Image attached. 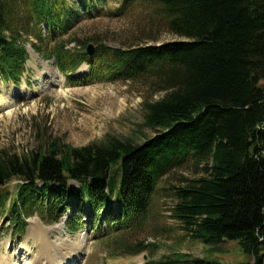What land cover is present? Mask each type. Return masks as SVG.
<instances>
[{"label":"trees","instance_id":"trees-1","mask_svg":"<svg viewBox=\"0 0 264 264\" xmlns=\"http://www.w3.org/2000/svg\"><path fill=\"white\" fill-rule=\"evenodd\" d=\"M103 15L129 19L134 32L118 46L87 39L69 48L64 37L81 16ZM24 36L63 74L86 63L98 80L147 82L163 96L142 104L155 133L143 143L108 135L81 147L54 138L22 154L1 150L0 214L19 230L32 211L47 224L66 217L74 232L87 205L98 227L139 235L162 178L190 164L199 176L173 187L170 218L204 244L238 240L254 258L245 264H264V0H0L4 81L26 70ZM155 247L125 252L146 253L144 264H219L182 252L155 261Z\"/></svg>","mask_w":264,"mask_h":264},{"label":"rangeland","instance_id":"rangeland-1","mask_svg":"<svg viewBox=\"0 0 264 264\" xmlns=\"http://www.w3.org/2000/svg\"><path fill=\"white\" fill-rule=\"evenodd\" d=\"M31 24L29 22L30 28ZM24 25L21 23L20 27L26 29ZM42 30L45 35L49 34L47 29L42 27ZM131 32L134 30L131 29L129 19L110 18L106 15L92 19L81 16L75 26L68 30L64 40L71 42L69 48L82 46V42L87 39L118 46L123 39L130 37ZM23 40L28 51L23 78L18 83L5 82L0 78V97L4 91L17 90L13 92L12 97L16 101L10 115H7L6 110L0 111V151L22 154L39 149L44 139L48 141L54 138L81 147L100 142L108 135L138 144L155 134L144 125L142 104L159 100L163 92H155L147 82L98 80L90 75L87 64H82L74 76L61 74L64 77L61 88L65 94L55 87L42 88L38 83V74L44 71V65L49 64L57 73L59 71L52 60H44L34 52L31 47V41L34 40L32 37L26 39L24 36ZM167 40L169 37L164 38V41ZM83 67L85 71H81ZM48 78L45 76L46 80ZM194 171L189 164L174 169L162 178L152 203L150 220L139 235L132 236L125 231L116 233L110 230L107 222L98 227L85 205L86 213H83L82 223L77 230L70 231L62 222L55 225L59 227L60 234L52 233L51 241L57 242L59 237H63L80 244L83 257L80 264H144L148 260L146 253L135 256L125 252L128 246L137 242L155 244L150 257L155 261L161 256L182 252L219 264L252 263L253 256L243 251L238 240H225L217 245L204 244L192 239L177 220L170 218L174 201L173 187L198 177ZM18 184L17 181L11 183L13 193H10V197L16 193ZM39 186L42 187V184ZM69 188L77 192L79 184L70 181ZM32 213L26 217V225L22 230L13 225L8 211L5 215L0 214V254L5 251L3 246L9 240L12 245L6 251H16L15 254L21 258L23 251L18 252L17 247L28 241L30 247L36 248L34 256L38 257V250H43L44 245H37L32 239L27 240V234L31 220L43 221L34 211ZM61 224L64 225V231ZM42 225L48 226L44 223Z\"/></svg>","mask_w":264,"mask_h":264},{"label":"bare ground","instance_id":"bare-ground-1","mask_svg":"<svg viewBox=\"0 0 264 264\" xmlns=\"http://www.w3.org/2000/svg\"><path fill=\"white\" fill-rule=\"evenodd\" d=\"M81 71H85V67H83ZM45 76L49 78L46 80ZM63 80L64 77L57 73L54 67H49V64H45L44 71L39 72L38 74V83L42 88L50 89V87H55V89H58L59 92L65 94L61 88ZM50 82L52 84H50ZM13 92L12 90L9 92L4 91L3 95L0 97V111L6 110L7 115H10L12 112L14 101H16L12 97ZM16 98L19 99L18 97ZM41 223L31 220L27 234V240L32 239L37 245L42 243V245H44L43 250H38V257L34 256L36 248L34 249L33 247H30L28 241H25L17 247L20 250L23 249L24 251L21 258L15 254L16 251H13L12 253L4 251L0 254V264H80L83 260L81 254L82 246L71 241L69 238L63 239V237H59L56 240L57 242L51 241L52 233L58 232V234H60L59 227L55 226L59 224L44 226L42 225L43 223ZM61 225L63 226L64 231V225ZM8 241L9 240H7L5 244L8 243ZM3 248L6 250L5 245ZM71 255H74L72 256L73 258H71Z\"/></svg>","mask_w":264,"mask_h":264},{"label":"water","instance_id":"water-1","mask_svg":"<svg viewBox=\"0 0 264 264\" xmlns=\"http://www.w3.org/2000/svg\"><path fill=\"white\" fill-rule=\"evenodd\" d=\"M160 45H162V44H159L158 46H160ZM93 51H94V46L91 44V45H89V47L87 49V53L89 54V56H92Z\"/></svg>","mask_w":264,"mask_h":264}]
</instances>
